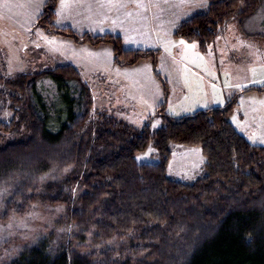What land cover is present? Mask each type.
I'll return each instance as SVG.
<instances>
[{
	"label": "trees",
	"instance_id": "16d2710c",
	"mask_svg": "<svg viewBox=\"0 0 264 264\" xmlns=\"http://www.w3.org/2000/svg\"><path fill=\"white\" fill-rule=\"evenodd\" d=\"M56 1L38 18L48 32L110 42L120 65L146 56L156 63L158 51L124 48L118 34L56 26ZM208 1L174 34L205 51L236 15L246 36L264 35L244 28L264 0ZM44 78L66 97L61 116H51ZM85 82L71 63L8 77L0 68V221L26 216L38 200L65 206L55 230L14 251L8 244L0 264H264V145L229 121L235 101L178 118L160 103L162 124L150 131L119 118L118 107L95 109ZM151 139L158 161L137 162ZM172 143L201 148L203 176L183 183L167 175Z\"/></svg>",
	"mask_w": 264,
	"mask_h": 264
},
{
	"label": "rangeland",
	"instance_id": "374dc122",
	"mask_svg": "<svg viewBox=\"0 0 264 264\" xmlns=\"http://www.w3.org/2000/svg\"><path fill=\"white\" fill-rule=\"evenodd\" d=\"M47 1L0 0V68L7 77L71 63L94 96L95 109L105 107L109 113V106L118 107L119 118L150 131L162 124V116L156 113L160 103L165 104L168 116L178 118L233 99L228 119L235 130L250 144L264 145V35L239 36L237 43L226 40V32L240 30L236 15L208 45L210 50L201 52L196 41L177 36L174 30L190 11L202 10L208 0H86L83 4L87 5L78 3L75 11L73 0H58L53 17L56 26L80 34L115 32L124 48L158 51L156 63L146 56L120 65L113 61L110 42H78L45 30L38 18ZM192 3L194 8L187 9ZM88 5L98 14L83 17ZM100 21L102 30L97 27ZM247 21L245 29L264 30V3ZM39 82L50 86L46 78ZM45 96L51 99V116L63 115L66 97L49 88ZM2 111V119L12 116L10 108ZM169 149V177L191 183L204 175L205 159L199 146L172 143ZM135 158L137 162L158 161L153 139ZM64 210L63 205L38 200L26 216L0 221V249L9 244L14 251L20 243L55 230Z\"/></svg>",
	"mask_w": 264,
	"mask_h": 264
},
{
	"label": "crops",
	"instance_id": "0c3cea01",
	"mask_svg": "<svg viewBox=\"0 0 264 264\" xmlns=\"http://www.w3.org/2000/svg\"><path fill=\"white\" fill-rule=\"evenodd\" d=\"M86 0H73V5H71V6H73L74 8V11H75V9L77 8V4L78 3H80L79 5H82V6H86L87 5V3L88 2H86V4H83V2H85ZM88 1V0H87ZM101 1H104V0H99V2H101ZM57 3H58V0L56 1V4L55 5H57ZM194 5H195V3H192V5H190L187 9H192V8H194ZM89 6V5H88ZM56 7V6H55ZM160 7H164V6H160ZM57 8V7H56ZM56 8H55V10H56ZM64 8L67 10V11H69V7H65L64 6ZM155 9V8H154ZM197 9V8H196ZM196 11H199V10H196ZM196 11H194V10H192V11H190L191 12V14L192 13H194V12H196ZM97 11H95L94 10V8L93 7H91V6H89V10L87 11V13H81L82 15H83V17H91V15H92V17H93V14H98V13H96ZM190 15V14H189ZM187 17H189V16H187ZM186 16H185V18H187ZM95 18H98L99 19V17H96L95 16ZM101 18H102V16H101ZM101 18H100V20H101ZM185 18H183V19H185ZM183 19H181V20H183ZM180 20V21H181ZM179 21V22H180ZM100 26V29L99 30H102V28H101V21H100V23H99V25L97 26V27H99ZM106 31H109V30H106ZM102 33V31H98V32H96V33ZM115 33V32H114ZM239 33H240V35H239ZM117 34V33H116ZM225 34H227L226 35V40H228V41H235V43H237V41H238V38H239V36H243V37H247L244 33H242L241 32V30H239V32L238 31H235V32H226ZM219 36V35H218ZM121 38V37H120ZM247 39V38H246ZM240 41H242V40H240ZM239 41V42H240ZM240 43H242V42H240ZM210 49H209V46H208V48L205 50V51H203V52H208ZM202 52V51H201Z\"/></svg>",
	"mask_w": 264,
	"mask_h": 264
}]
</instances>
